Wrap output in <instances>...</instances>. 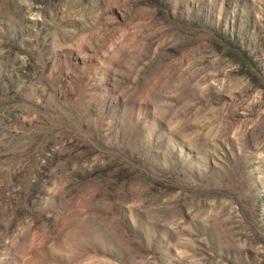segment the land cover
<instances>
[{
    "label": "rangeland",
    "instance_id": "374dc122",
    "mask_svg": "<svg viewBox=\"0 0 264 264\" xmlns=\"http://www.w3.org/2000/svg\"><path fill=\"white\" fill-rule=\"evenodd\" d=\"M0 264H264V0H0Z\"/></svg>",
    "mask_w": 264,
    "mask_h": 264
}]
</instances>
